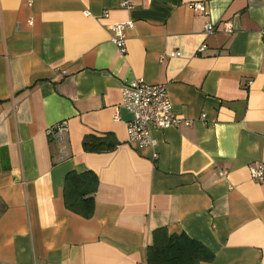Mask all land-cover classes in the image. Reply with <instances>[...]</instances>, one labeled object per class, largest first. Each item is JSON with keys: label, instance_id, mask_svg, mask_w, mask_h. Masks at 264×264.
I'll list each match as a JSON object with an SVG mask.
<instances>
[{"label": "crops", "instance_id": "0c3cea01", "mask_svg": "<svg viewBox=\"0 0 264 264\" xmlns=\"http://www.w3.org/2000/svg\"><path fill=\"white\" fill-rule=\"evenodd\" d=\"M127 21L121 54L110 26ZM262 31L264 0H0V264H147L160 227L202 242L200 264H264ZM135 79L178 116L153 145L128 141ZM87 135L114 147L87 152ZM70 171L97 176L87 218L64 205Z\"/></svg>", "mask_w": 264, "mask_h": 264}, {"label": "built area", "instance_id": "2783aa9c", "mask_svg": "<svg viewBox=\"0 0 264 264\" xmlns=\"http://www.w3.org/2000/svg\"><path fill=\"white\" fill-rule=\"evenodd\" d=\"M24 1L30 5L33 0ZM117 2L121 7H132V0H117ZM193 5L201 11L205 10L203 3ZM131 27V21L118 22L110 26L111 40L121 54L126 52L125 31ZM214 28L215 24L213 22H207L204 25L205 34H213ZM223 30L231 33L233 31L232 24L230 22L223 23ZM261 41L262 51H264V31L261 33ZM205 47V44L200 45L198 52L203 51ZM176 54L173 53V55ZM119 104L132 114V118L126 123L128 141L139 146L154 144L151 136L152 129H165L178 122V116L172 109L166 87L163 84H150L142 79H135L122 86ZM114 117L117 119L118 115ZM186 123H189V121H186ZM46 132L53 141L63 143L68 132L66 121L55 123ZM156 156V153H154L153 158H156ZM224 172L221 171L220 174ZM249 174L251 179L256 182L264 181V163L250 166Z\"/></svg>", "mask_w": 264, "mask_h": 264}, {"label": "trees", "instance_id": "16d2710c", "mask_svg": "<svg viewBox=\"0 0 264 264\" xmlns=\"http://www.w3.org/2000/svg\"><path fill=\"white\" fill-rule=\"evenodd\" d=\"M82 147L87 152H101L112 149L114 143L109 137L87 135L82 141ZM97 185V176L92 171L68 172L63 188L65 207L82 217L91 216ZM213 257V253L202 242L185 233H168L164 227L153 230L152 243L146 250L147 264H200L210 262Z\"/></svg>", "mask_w": 264, "mask_h": 264}]
</instances>
